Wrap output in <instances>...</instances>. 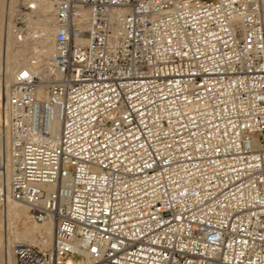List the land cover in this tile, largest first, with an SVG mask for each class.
<instances>
[{
  "label": "built area",
  "instance_id": "1",
  "mask_svg": "<svg viewBox=\"0 0 264 264\" xmlns=\"http://www.w3.org/2000/svg\"><path fill=\"white\" fill-rule=\"evenodd\" d=\"M54 14L50 79L18 68L1 122L0 217L54 225L15 264H264V0Z\"/></svg>",
  "mask_w": 264,
  "mask_h": 264
},
{
  "label": "bare ground",
  "instance_id": "2",
  "mask_svg": "<svg viewBox=\"0 0 264 264\" xmlns=\"http://www.w3.org/2000/svg\"><path fill=\"white\" fill-rule=\"evenodd\" d=\"M17 1L18 0H9L7 2L8 19L7 22L5 23L7 26L6 28H8V34L11 32L10 31L12 25L11 17L13 18L16 15L15 14L14 16H12L13 12L17 8L16 7ZM22 3H23L22 8H25L23 10H25V12L27 13L26 14L27 17L25 16L24 18V23L26 24V26H27L26 22H29L31 19V21L35 22L37 24V28L43 33V34L41 33L42 34L41 38L39 37L38 44L35 45L34 43L35 46H39L40 57L39 58L37 56L35 58H30V56L26 57L27 56L26 53H25L26 56H24L23 54L25 51L23 52L19 50L20 48H18V50L20 51L18 52V54L12 53L6 56V61L4 60L5 63L3 65V77L1 78L0 76V132H1V122L2 125H4L3 115H4V106L6 102L8 87L12 82L16 70L22 66L31 67L32 69H34L36 73H38V75H40L42 80L46 82L50 79L49 66L55 53V49H54V35L56 31L55 14H54L55 0H23ZM4 5H5V0H0V29L2 25L3 12L5 11ZM26 9L28 10V12ZM8 39H10V37ZM35 49L37 48L35 47L33 51ZM5 228L6 231L8 232L7 233L8 236L6 234L7 236L6 240H2V239L0 240V261L1 264H15V259L12 253L13 243L17 240H22L25 242L37 244L40 240H44V242H46L47 245H50L52 240L54 225L51 218H46L41 223L32 221L29 215L28 208L26 206L12 202L9 205L7 215L4 217H0V233L3 232ZM12 228L17 229L18 235H16L17 237L15 236L17 240H15V238L12 237L13 235H11V232L13 233V231H11ZM36 234L41 235L39 236V239Z\"/></svg>",
  "mask_w": 264,
  "mask_h": 264
},
{
  "label": "rangeland",
  "instance_id": "3",
  "mask_svg": "<svg viewBox=\"0 0 264 264\" xmlns=\"http://www.w3.org/2000/svg\"><path fill=\"white\" fill-rule=\"evenodd\" d=\"M9 0H5V11L3 12V18H2V25H1V29H0V62H1V64H0V76H1V78L3 77V65H4V63H5V61H6V56L8 55V54H18V52H20L19 50H21V51H25L23 54H24V56H26V57H29L30 56V58H35L36 56L39 58L40 57V51H39V46H35V45H37L38 44V41H39V37L41 38V36H42V32L37 28V24L35 23V22H33V21H31V19H30V21L29 22H26L27 23V28H26V32H25V34H24V36H25V39H24V36H23V38H22V40L21 41H19L18 39H17V37H15L14 35H13V32H12V25H11V32L8 34V28H6L7 26H6V23L5 22H7V19H8V13H7V7H8V2ZM22 2H23V0H18L17 1V8L15 9V11L13 12V14H12V16H14L16 13H17V11H18V9H19V7L20 6H23L22 5ZM26 2V1H25ZM22 9H25V8H22ZM19 10H21V9H19ZM27 10V9H26ZM27 12H28V10H27ZM27 14V13H26ZM27 17V16H26ZM13 19H14V17L12 18L11 17V24L13 23ZM27 19V18H26ZM33 24H32V23ZM30 23V24H29ZM34 30V31H33ZM39 30V31H38ZM4 32V33H3ZM35 32V33H34ZM42 33V34H41ZM7 34V35H6ZM8 35H9V37H10V39H8L9 37H8ZM6 39H7V41H6ZM11 39H12V41H11ZM38 39V40H37ZM18 42V43H17ZM29 42V43H28ZM34 43H35V45H34ZM17 44V45H16ZM24 44H27V45H23ZM9 45V46H8ZM29 46V47H28ZM33 46H34V48L36 47L37 49H35L34 51H33ZM23 47V48H22ZM8 48V49H7ZM18 48H20L19 50H18ZM27 48V49H26ZM7 50V51H6ZM27 51V52H26ZM25 53H26V55H25ZM5 54V55H4ZM34 54H35V56H34ZM5 60V61H4ZM17 68V67H16ZM2 82V81H1ZM13 229H15V230H13ZM11 231H13V233L11 232V235H13L12 237H14L15 238V240H17V236L16 235H18V232H17V229L16 228H12L11 229ZM8 232L6 231V228L3 230V232H1L0 233V240L2 239V240H6V238H7V236H8V234H7ZM6 234H7V236H6ZM15 234V235H14ZM37 235V237H38V239H39V236H41V235H39V234H36ZM16 236V237H15ZM2 237V238H1ZM0 264H1V261H0Z\"/></svg>",
  "mask_w": 264,
  "mask_h": 264
}]
</instances>
